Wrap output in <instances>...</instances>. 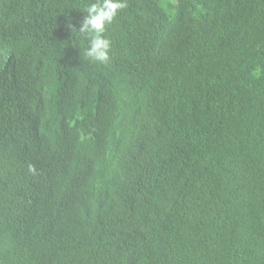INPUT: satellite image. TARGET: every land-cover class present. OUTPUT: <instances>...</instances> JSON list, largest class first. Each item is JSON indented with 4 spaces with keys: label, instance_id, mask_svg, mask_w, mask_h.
Segmentation results:
<instances>
[{
    "label": "trees",
    "instance_id": "obj_1",
    "mask_svg": "<svg viewBox=\"0 0 264 264\" xmlns=\"http://www.w3.org/2000/svg\"><path fill=\"white\" fill-rule=\"evenodd\" d=\"M92 2L0 0V203L14 210L9 216L0 204V261L256 264L245 257L246 237L264 233V0L161 2L144 26L173 21L161 58L151 47L130 49L133 31L114 20L106 65L86 58L88 41L67 27L78 30L80 10ZM51 14L65 26L51 29ZM186 29L194 43L183 47ZM123 68L138 72L136 83L115 74ZM102 75L138 88L145 97L138 106L157 127L126 136L124 147L146 150L170 135L152 151L178 155L213 221L198 215L199 193L176 188L155 197L133 189L128 197L108 183L100 154L68 120L82 85L94 91ZM198 109L204 128L195 136L189 115ZM84 198L121 208L111 234L90 232L103 210L87 209Z\"/></svg>",
    "mask_w": 264,
    "mask_h": 264
},
{
    "label": "clouds",
    "instance_id": "obj_2",
    "mask_svg": "<svg viewBox=\"0 0 264 264\" xmlns=\"http://www.w3.org/2000/svg\"><path fill=\"white\" fill-rule=\"evenodd\" d=\"M164 1L166 0H94L84 10H80L79 24L81 26L78 30L71 26L73 23H65H71L67 27H71V31L76 30L88 41L84 55L90 61L102 65L110 62L111 40L105 34L114 20L122 22L133 31L130 37V49H135L139 53L151 47L161 58L167 53L168 48V35L171 28L167 26L168 21L156 22L152 30L144 26L149 18L157 13L155 7L161 6V2ZM67 13L70 15L69 10ZM49 26L51 29H60L65 25H60L58 17L51 14ZM154 43H162V45L156 46ZM172 59L174 58H167L166 61L170 62ZM219 71L224 70L215 72ZM227 71L238 74L232 68ZM115 74L130 83L137 82L138 72L130 71V68H123ZM88 83L82 85V91L76 95L79 103L76 107L70 108L72 112L68 120L74 129L75 136L81 141L90 139L93 149L100 154L102 171L108 183L124 189L128 197L133 189L155 197L176 188L187 190V193H199L198 215L204 216L206 222L213 221L214 216L209 215L213 209L212 206L208 203L199 184L192 182L180 168L178 155L175 152L152 151L151 146L155 143L166 145L171 142L170 135L151 144L146 150L137 143L130 148L124 147L126 136L138 137V129L157 128L153 119L138 106L139 99H145L139 89L132 91L128 85L115 84L108 75L101 76L96 87L98 89L95 88L94 91L90 89ZM105 84L109 87H105ZM84 113L88 115V118L84 116ZM189 117L194 122L191 125L190 134L197 136L204 128L201 110H194ZM174 127L171 123V128ZM37 154L46 159L41 153L37 152ZM71 197H68L66 201ZM0 204L1 209L9 216L14 214L9 201H1ZM84 205L87 209L103 210L99 224L90 232L101 235L111 234L113 221L116 220V215L121 208L105 210L96 198H84ZM11 231L8 230L10 236ZM21 234L22 236L28 234L26 227L21 228ZM246 246L248 256L245 258L256 264H264V233H250L246 237ZM0 264L3 262L0 261Z\"/></svg>",
    "mask_w": 264,
    "mask_h": 264
},
{
    "label": "bare ground",
    "instance_id": "obj_3",
    "mask_svg": "<svg viewBox=\"0 0 264 264\" xmlns=\"http://www.w3.org/2000/svg\"><path fill=\"white\" fill-rule=\"evenodd\" d=\"M172 25H173V21H172V20H169L167 26L171 27ZM188 32H189L188 29H186V31L183 32V35H184V33H186V36H182L183 47H188V46H190L191 44L194 43V41L190 40L189 37L187 36V33H188ZM132 70H134V69L130 68V71H132ZM229 72H230L231 74L235 75L236 77L239 76V73L237 74V73H235V72H233V71H229ZM125 74H126V73H125ZM67 128H68V126L65 127V130H67ZM65 130H64V131H65ZM102 135H103V134H102ZM96 136H100V135H97V134H96Z\"/></svg>",
    "mask_w": 264,
    "mask_h": 264
}]
</instances>
